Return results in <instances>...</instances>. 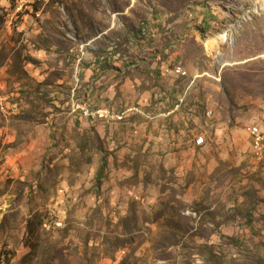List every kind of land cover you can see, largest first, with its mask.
Instances as JSON below:
<instances>
[{
  "label": "rangeland",
  "instance_id": "1",
  "mask_svg": "<svg viewBox=\"0 0 264 264\" xmlns=\"http://www.w3.org/2000/svg\"><path fill=\"white\" fill-rule=\"evenodd\" d=\"M60 1L64 19L53 29L50 15L45 46L60 33L76 40L77 0ZM153 1L151 27L168 33L188 84L175 105L187 124L176 134L191 140L183 153L160 121L143 133L119 127L110 146L102 120L67 115L80 99L56 98L53 74L38 81L43 62H56L37 51L45 20L24 3L36 25L23 30L0 0V264H264V159L248 130L264 133V0ZM81 12L97 27L107 20ZM101 109L107 124L142 111Z\"/></svg>",
  "mask_w": 264,
  "mask_h": 264
},
{
  "label": "crops",
  "instance_id": "2",
  "mask_svg": "<svg viewBox=\"0 0 264 264\" xmlns=\"http://www.w3.org/2000/svg\"><path fill=\"white\" fill-rule=\"evenodd\" d=\"M2 1L6 5L1 6L6 11H10L11 17L17 16L23 19V30L25 26L36 25L30 14H24V10L30 7H34L37 15L40 14L45 20V24L35 31L39 34L41 41L39 43H44L37 51L42 55L40 57L42 60L45 59L47 50L51 51L56 57V62L49 64L44 61L43 73L36 69L32 61L26 62L25 69L29 70L30 75L39 71V82H44L50 74H53L54 83L59 84L58 87L55 86L53 94L60 99L61 94L65 93L67 100L63 104H72V97L75 96L87 102L92 108L107 107L114 111L130 106L141 108V112L128 114L124 121L113 124L102 121L107 132L105 138L110 146L113 145L116 137L120 136L121 132L117 128L124 129L126 134V129L134 126L138 132L143 133V130L148 129L149 126L155 128L160 121L162 132L167 131L165 135L171 152L187 151L186 148L189 147L191 140H187L186 136L179 137L174 128L181 127L183 132L187 125L186 122L183 123L184 113L175 110V105L181 94L187 90L188 84L185 83L184 78L166 75L162 70L164 65L173 60V51L171 42L168 41V33H161L158 28L151 27L152 23L160 20L156 1H153L152 5V0H77L79 7L76 5L77 9L74 10L76 15L73 13L70 16L69 11V25L71 29L73 28L76 40H69L68 43L60 33L56 35L51 46H45L49 41L46 40L49 32L46 22H49L53 13V29H55L57 19L61 21L64 19L59 10L61 5H65L64 3L60 0H38L39 4L37 3L36 6L35 3L32 6L26 4L23 10L20 9L24 4L21 0H17L15 5L11 0ZM80 9L81 13L88 17L92 10L91 14L94 17L105 15L107 20L104 23L102 21L103 24H99L98 27L96 24L86 23L81 18L80 21L78 18ZM159 14L161 19L166 16L162 12ZM144 27L149 29L150 42H145L140 37ZM24 34L25 37L30 36L28 30ZM90 41L91 44L87 45L85 52L81 54L80 46ZM112 41L113 46L109 45ZM28 45L32 43L29 42ZM2 66L0 65V73L4 71ZM5 68L8 69L7 65ZM0 83L2 85L3 82ZM61 85H68V90L65 92ZM67 115L84 120L89 118L83 116L81 112L70 111ZM105 153H107L106 149Z\"/></svg>",
  "mask_w": 264,
  "mask_h": 264
},
{
  "label": "built area",
  "instance_id": "3",
  "mask_svg": "<svg viewBox=\"0 0 264 264\" xmlns=\"http://www.w3.org/2000/svg\"><path fill=\"white\" fill-rule=\"evenodd\" d=\"M21 2H24V3L31 5L32 3H35V0H21ZM162 70L166 75L181 77L182 67L177 66V64L169 63L168 65H164ZM122 110H124V109H122ZM112 111H114V110H112ZM119 111H121V110H119ZM77 112H81L82 115L85 117H89L92 119L102 120L103 122H107V120H105V113L100 112L99 108H92L85 101L79 100V106H78ZM116 112H118V111H116ZM211 115H213V111L209 112V114L206 118H208ZM248 130H249L250 134L254 135V142L260 143L261 147H264L263 129L259 125H251V126H249Z\"/></svg>",
  "mask_w": 264,
  "mask_h": 264
},
{
  "label": "bare ground",
  "instance_id": "4",
  "mask_svg": "<svg viewBox=\"0 0 264 264\" xmlns=\"http://www.w3.org/2000/svg\"><path fill=\"white\" fill-rule=\"evenodd\" d=\"M100 112L105 113V117H109L111 116V112L108 109H101ZM124 113L122 115H119V118H123ZM253 136V142H254V135ZM254 146H255V156L257 158L258 161H261L264 159V147H261L260 143H255L254 142ZM264 162V161H263Z\"/></svg>",
  "mask_w": 264,
  "mask_h": 264
},
{
  "label": "trees",
  "instance_id": "5",
  "mask_svg": "<svg viewBox=\"0 0 264 264\" xmlns=\"http://www.w3.org/2000/svg\"><path fill=\"white\" fill-rule=\"evenodd\" d=\"M99 175H100V173H99ZM28 227H31V223L30 222L28 223Z\"/></svg>",
  "mask_w": 264,
  "mask_h": 264
}]
</instances>
